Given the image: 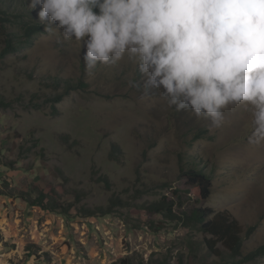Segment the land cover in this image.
Instances as JSON below:
<instances>
[{"label": "rangeland", "instance_id": "obj_1", "mask_svg": "<svg viewBox=\"0 0 264 264\" xmlns=\"http://www.w3.org/2000/svg\"><path fill=\"white\" fill-rule=\"evenodd\" d=\"M6 1V0H5ZM7 0L41 24L40 5ZM28 19V18H26ZM8 30L20 32L17 26ZM0 264H211L205 235L147 210L162 197L180 215L192 208L228 210L245 234L246 254L264 244V144L249 142L244 106H230L216 128L191 111L169 107L127 56L89 75L79 42L43 31L30 45L1 56ZM81 80L52 108L50 78ZM56 111V112H55ZM194 157L212 173L211 193L197 200L179 174V157ZM39 191L66 214L32 206ZM37 192V193H36ZM9 194V195H7ZM114 206L107 214L84 209ZM264 264V257L256 262Z\"/></svg>", "mask_w": 264, "mask_h": 264}, {"label": "clouds", "instance_id": "obj_2", "mask_svg": "<svg viewBox=\"0 0 264 264\" xmlns=\"http://www.w3.org/2000/svg\"><path fill=\"white\" fill-rule=\"evenodd\" d=\"M44 31L79 42L89 75L127 56L169 107L219 128L244 106L264 144V0H30Z\"/></svg>", "mask_w": 264, "mask_h": 264}, {"label": "trees", "instance_id": "obj_3", "mask_svg": "<svg viewBox=\"0 0 264 264\" xmlns=\"http://www.w3.org/2000/svg\"><path fill=\"white\" fill-rule=\"evenodd\" d=\"M7 0H0V45L1 56L17 52L23 47L30 45L32 39L44 31L42 24L29 19L22 9L10 10L6 4ZM28 18V19H26ZM17 26L20 32L8 30L9 26ZM51 84L58 91L46 97V102L51 103L52 108L63 100L71 90L84 89L87 83L78 80L50 78ZM8 106L0 97V107ZM56 112V111H55ZM179 174L185 178L188 184L193 187L197 200H205L209 197L212 187V173L205 169V165L197 161L194 157H179ZM37 193V192H36ZM0 194H3L0 192ZM9 195V194H7ZM17 196L28 202L32 206L40 207L44 210L59 211L64 214L68 212L66 207H62L53 200H47V195L39 191L37 197L33 199L30 193L20 192ZM113 200L105 209H84V215L92 216L97 214H107L111 206H114ZM173 202L166 200V197L151 202L147 210L153 213L161 214L170 220H177L184 227L197 231L205 235L203 244L210 256L218 258L211 264H245L256 262L264 257V244L256 247L252 251L243 254V241L255 231V226H249L243 235V229L238 220L226 209L214 210L213 208H192L187 212L177 215L173 212ZM116 264V263H113ZM118 264H134L128 258L121 259Z\"/></svg>", "mask_w": 264, "mask_h": 264}]
</instances>
